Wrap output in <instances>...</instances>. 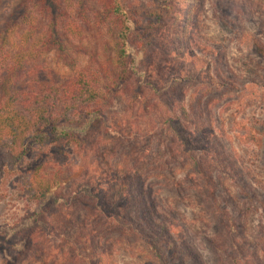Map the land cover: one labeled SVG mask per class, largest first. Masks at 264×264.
<instances>
[{"label":"rangeland","instance_id":"374dc122","mask_svg":"<svg viewBox=\"0 0 264 264\" xmlns=\"http://www.w3.org/2000/svg\"><path fill=\"white\" fill-rule=\"evenodd\" d=\"M174 1L175 9L162 10L160 16L154 13L161 9L156 0H122L137 23L132 39L144 53L142 77L108 95L100 125L86 144L67 148L63 170L74 180L62 193L67 203L59 214L41 218L33 243L23 252L9 243L7 249L18 255L14 264L156 262L109 214L97 210L88 214L74 201L84 186L96 200L111 205L116 200L132 204L147 190L158 213L166 211L168 221L181 227L172 236L186 238L183 248L191 264H196L194 252L200 264L222 263L213 244L225 245L227 237L221 216L214 217L217 201L236 221L242 257L236 250L228 254L240 264H264L263 217L259 212L244 217L238 213L245 200L258 207L252 188L264 199V192L252 182L264 177V0H168V4ZM18 2L0 0V31ZM82 47L80 67L110 61L112 56L110 42L95 34ZM53 68L58 80L71 74L60 64ZM163 88L167 95L158 92ZM184 104L188 118L183 120L188 125L181 130L168 117ZM192 156L212 174L217 199L207 196L204 201L199 195L201 181ZM174 179L181 183L184 198L173 187ZM37 209L18 174L0 180L1 232L21 224ZM116 212L127 215L124 207ZM200 212L212 222L211 228L200 221L195 226L189 223ZM83 235L90 239L88 248L79 240ZM0 264H8L1 250Z\"/></svg>","mask_w":264,"mask_h":264},{"label":"trees","instance_id":"16d2710c","mask_svg":"<svg viewBox=\"0 0 264 264\" xmlns=\"http://www.w3.org/2000/svg\"><path fill=\"white\" fill-rule=\"evenodd\" d=\"M156 1L161 8L154 11L157 15L162 10L175 9V1L169 4L168 0ZM189 19L187 15L185 26ZM136 33L137 23L122 0H19L0 31V180L18 174L25 193L38 203V209L21 224L5 228V233L0 231V250L8 264L18 259L14 251L7 249L9 243L14 250L23 252L33 243L34 231L42 225L41 218L59 214L67 203L62 193L74 181L71 173L63 170L67 148L86 144L90 133L100 125L108 95L119 93L132 79L142 77L139 66L144 53L134 45L132 37ZM91 34L110 42L112 56L110 61L80 67V56L84 55L82 43ZM54 62L68 68L71 74L58 80ZM167 91L163 88L158 92L167 95ZM186 106L177 107L178 111L168 117L170 124L178 123L181 130L188 125L183 120L188 118ZM191 161L200 176L199 195L204 201L207 196L217 199L212 174L196 157L192 156ZM252 182L264 192L263 176L254 177ZM173 183L177 194L184 198L181 183L176 179ZM251 190L257 196L258 207L245 200L238 213L244 217L259 212L264 223V199L258 197L254 188ZM81 192V197L74 198L78 205L88 214L96 210L109 214L116 226L133 235L149 251L157 262L154 264L192 263L183 248L188 244L186 238L180 236L178 240L172 236L181 227L168 221L166 211L158 213V204L147 190L132 204L116 200L112 205L96 200L90 187L84 186ZM123 207L127 210L125 216L116 212ZM215 207L214 217L221 216L220 223L227 233L225 245L213 243L219 260L223 264H240V259L228 254L230 249L236 250L242 257L235 238L236 221L217 201ZM197 221L211 228L212 222L204 213L200 212L196 221L189 223L195 226ZM261 235L264 242L263 230ZM79 240L83 248L89 247L88 236ZM240 241L244 242L242 238ZM192 256L196 264L201 263L195 252Z\"/></svg>","mask_w":264,"mask_h":264}]
</instances>
